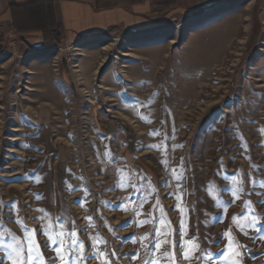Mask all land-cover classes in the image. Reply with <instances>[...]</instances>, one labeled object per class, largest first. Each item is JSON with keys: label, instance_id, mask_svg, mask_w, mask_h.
Listing matches in <instances>:
<instances>
[{"label": "rangeland", "instance_id": "1", "mask_svg": "<svg viewBox=\"0 0 264 264\" xmlns=\"http://www.w3.org/2000/svg\"><path fill=\"white\" fill-rule=\"evenodd\" d=\"M154 1V35L0 41V238L22 220L54 258L42 223L74 222L106 254L80 264H151L183 234L213 256L176 247L178 264H218L230 233L240 264H264V0Z\"/></svg>", "mask_w": 264, "mask_h": 264}, {"label": "crops", "instance_id": "2", "mask_svg": "<svg viewBox=\"0 0 264 264\" xmlns=\"http://www.w3.org/2000/svg\"><path fill=\"white\" fill-rule=\"evenodd\" d=\"M158 4L152 0H0V41L31 55L119 33L150 36L158 29L143 16Z\"/></svg>", "mask_w": 264, "mask_h": 264}, {"label": "snow or ice", "instance_id": "3", "mask_svg": "<svg viewBox=\"0 0 264 264\" xmlns=\"http://www.w3.org/2000/svg\"><path fill=\"white\" fill-rule=\"evenodd\" d=\"M143 119V117H141ZM264 131V130H262ZM182 147V146H181ZM235 194V193H233ZM264 202V201H262ZM127 210V209H124ZM37 211H43L37 209ZM43 221V217H39ZM91 221V218L88 217ZM257 218H253L252 224L254 225ZM21 226V231L24 233L23 239L13 236L12 239L5 243L2 238H0V264H4V261L7 260L9 264H48L49 259H55L61 261L62 264H80L81 261L86 262L89 259L100 260L101 257H105L106 254L101 250H94L91 254H85L84 248L85 245L78 237L79 229L74 227V222H69V225L65 224H56L55 221L51 223H42L40 234L44 235L47 239V243L44 247H47L49 250L55 252L54 258H45L41 250L39 241L35 239L36 230L28 229L23 225L22 220L15 221ZM147 223V221H144ZM183 229V225L181 226ZM162 231V230H158ZM31 233V235H29ZM223 236L228 238V243L225 245V248L222 250L223 259L218 262V264H240V260L237 259L240 256L238 242L231 236L230 233H224ZM133 243L136 241L133 240ZM192 244L195 248V252L192 256H189L184 250V245ZM169 241L166 238L164 240H159L154 244V249H149V253L153 255L151 264H160L162 258H167L168 264H178L175 249L176 247L180 248L181 257L184 260L191 261L196 259L200 261L204 258L211 259L213 254L211 252H205L199 247L197 238H193L191 241H185L182 239L177 244V242L172 241V251L169 253L167 245ZM55 246V247H54ZM146 249L148 248L147 244L143 245ZM93 249L96 248L95 243L92 244ZM155 252H160V256H156ZM196 252L199 255H196ZM114 256V254H112ZM136 255L129 257V259H135ZM101 264H111L110 259H104ZM145 264H148V261H145Z\"/></svg>", "mask_w": 264, "mask_h": 264}, {"label": "bare ground", "instance_id": "4", "mask_svg": "<svg viewBox=\"0 0 264 264\" xmlns=\"http://www.w3.org/2000/svg\"><path fill=\"white\" fill-rule=\"evenodd\" d=\"M212 12H209V13H206V14H204L203 16H201V17H206L207 15H209V14H211ZM201 17H199V18H201ZM199 18H196V19H199ZM196 19H194V20H196ZM157 33V32H156ZM125 56H127V55H125Z\"/></svg>", "mask_w": 264, "mask_h": 264}]
</instances>
